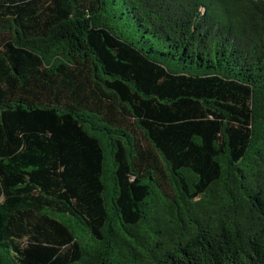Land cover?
<instances>
[{"label": "trees", "instance_id": "16d2710c", "mask_svg": "<svg viewBox=\"0 0 264 264\" xmlns=\"http://www.w3.org/2000/svg\"><path fill=\"white\" fill-rule=\"evenodd\" d=\"M114 2L0 0V264H264V0Z\"/></svg>", "mask_w": 264, "mask_h": 264}, {"label": "rangeland", "instance_id": "374dc122", "mask_svg": "<svg viewBox=\"0 0 264 264\" xmlns=\"http://www.w3.org/2000/svg\"><path fill=\"white\" fill-rule=\"evenodd\" d=\"M109 14L112 16L111 23L114 28L121 31L128 41L134 42L137 46L148 48V43L144 39L146 33L139 27L134 20L131 12L122 4L121 0H116L108 7ZM117 16L119 18H117ZM150 54L155 58H161V55L156 50L150 51Z\"/></svg>", "mask_w": 264, "mask_h": 264}]
</instances>
